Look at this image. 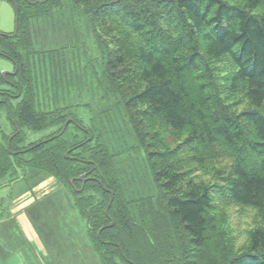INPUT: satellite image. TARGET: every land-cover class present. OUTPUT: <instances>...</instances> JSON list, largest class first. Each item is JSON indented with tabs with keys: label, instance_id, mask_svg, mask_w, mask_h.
Instances as JSON below:
<instances>
[{
	"label": "trees",
	"instance_id": "obj_1",
	"mask_svg": "<svg viewBox=\"0 0 264 264\" xmlns=\"http://www.w3.org/2000/svg\"><path fill=\"white\" fill-rule=\"evenodd\" d=\"M67 1L92 24L106 81L131 119L157 194L118 202L110 178L115 166L102 144L80 154L86 170L78 173L75 151L87 148L90 134L70 151L72 157L66 156L63 136L69 124L52 135L47 142L55 143L46 150L43 141L20 145L25 128L42 131L66 122L60 108L37 107L30 59L45 53L33 47L27 23L20 29L21 18H50L63 0H12L18 3L20 25L13 36L1 34L0 54L19 66L8 78L21 98L7 106L15 132L5 147L0 145L1 165L15 145L16 157L37 152L29 164L57 174L74 191L96 184L109 202L89 209L84 201L82 208L99 248L111 251L102 256L104 264H264V0ZM216 63L225 65L224 80L240 95L236 102L222 97ZM58 64L54 97L66 75ZM83 171L86 181L79 178ZM218 202L256 212L241 246L226 225L227 212L217 211Z\"/></svg>",
	"mask_w": 264,
	"mask_h": 264
},
{
	"label": "rangeland",
	"instance_id": "obj_2",
	"mask_svg": "<svg viewBox=\"0 0 264 264\" xmlns=\"http://www.w3.org/2000/svg\"><path fill=\"white\" fill-rule=\"evenodd\" d=\"M15 3L18 8L17 2L13 4L12 0H0V36L1 34L11 35L16 29ZM19 13L18 9L20 17ZM20 20L22 22L21 25L19 23L20 29L23 28V23L28 24L33 47L41 54L45 53L34 55L30 59L36 77L38 109L60 108L64 111L63 119L74 116L79 124L94 134L87 148L75 151L76 154H82L84 150L92 151L102 145L106 147L108 158L115 166V173L111 174L110 178L121 196L118 202L122 201L126 204L131 203L135 198L152 195L155 197L157 189L146 162L145 153L140 146L129 115L124 106L118 102L119 98L109 82L106 81L102 48L98 45L92 24L87 17L82 14L79 7L63 0V4L53 10L50 18L44 16L30 19L29 22L25 18ZM111 38L108 35L105 37L106 40ZM50 53H54V61ZM56 62L59 63V71L64 69L66 75L58 82V95L54 97L56 81L53 66ZM214 67L217 70V83L222 97L227 102H236L240 95L232 92L228 83L225 82L223 77L227 74L224 71L225 65L216 63ZM13 69L12 59L0 54V74ZM9 81L7 74L4 83L0 82V89L10 86L11 91L16 94L13 98L16 104L21 98V92L12 87ZM67 106H70V110L65 111ZM70 112L73 113L70 114ZM8 114V107L2 105L0 107V145L4 147L7 145L6 137L11 138L15 132L14 124L9 120ZM70 122L63 136V140L69 146L66 156L71 155L69 151L71 146H76L89 138L88 132L80 130ZM64 123L63 121L42 131L25 128L24 140L20 145L27 148L31 143L53 137L52 135L60 130ZM54 143L46 141L41 150H46ZM12 149L14 151L8 149L10 158L7 160L9 161L2 165L0 163V233L3 232L0 236L6 231L5 237H0V250L3 249L2 254L5 256L13 252L7 262L13 260L11 264H104L102 256L110 254L111 251L101 250L97 245L96 232L91 230L89 215L86 214L82 205L86 201L90 204L89 209L100 205L105 207L109 199L102 194L96 184H91L84 192L78 189L79 186L74 191L62 177L29 164L33 162L37 152L24 151L16 157L14 153L19 148L13 145ZM20 160L26 166L24 164L22 166ZM85 167L86 165L77 164L76 170H79V173ZM3 169L5 171L9 169V171L5 174L1 171ZM100 170L104 172L103 169ZM202 172L198 171L196 174L199 178L207 180V176ZM83 174L87 172L83 171ZM21 180L30 182L31 185L29 190L23 189L19 193L12 208L13 194ZM19 210L25 211L23 213H26L31 221L26 223H32L35 230L39 232L42 243L47 246L45 251H41L40 246L28 237L27 231L24 230L23 234L18 226V223H22H17L16 219H13V215ZM218 210L227 212L228 224L226 225L231 227L238 245L241 246L247 239V229L252 226L256 212L248 207H238L228 202H218ZM108 233L111 232L108 231ZM120 260L119 257L113 258L114 263Z\"/></svg>",
	"mask_w": 264,
	"mask_h": 264
},
{
	"label": "crops",
	"instance_id": "obj_3",
	"mask_svg": "<svg viewBox=\"0 0 264 264\" xmlns=\"http://www.w3.org/2000/svg\"><path fill=\"white\" fill-rule=\"evenodd\" d=\"M30 185H31L30 182H26V181H22V180L20 181V183H19L18 186L16 187V191H15L14 194H13L14 198H13V201H12L11 206H12V205L14 206V204H15L14 202H15V200L17 199V197H19V193H20L23 189H25L24 191L29 190V186H30ZM13 206H12V208H13ZM23 212H25V211H23V210H22V211H20V210L17 211V214L13 215V217H14L13 219H16L17 223H18V222H21L22 224L18 223V226H20L22 233L24 234V230L27 231V232L29 233L28 237H29V238H30V239H31L36 245H39V246H40L41 251H45V249L47 248L46 244H45V243H42V240H41V238H40L39 232L35 230V228L33 227V224H32V223H31V224H27V223H26V222H31V221H30V219L28 218L27 214H26V213H23ZM21 226H23V228H22ZM2 233H3V232H1L0 235H1ZM5 235H6V231H5L4 235H2V236H0V237H5ZM39 241H41L42 244L39 243ZM8 243H9V242H8ZM9 244H12V242H10ZM46 252L48 253V250H46ZM2 253H3V249L0 250V264H5V262L8 261L9 256L12 255L13 252L10 253V255L7 253L8 256L3 255ZM39 253H40V252H39ZM12 257H14V256H12ZM12 257H11V258H12ZM12 261H13V260H12ZM12 261L7 262V264H11Z\"/></svg>",
	"mask_w": 264,
	"mask_h": 264
},
{
	"label": "flooded vegetation",
	"instance_id": "obj_4",
	"mask_svg": "<svg viewBox=\"0 0 264 264\" xmlns=\"http://www.w3.org/2000/svg\"><path fill=\"white\" fill-rule=\"evenodd\" d=\"M13 63H14V69H13V71L14 70H16V66H18V64L13 60ZM18 70H19V66H18ZM17 70V71H18ZM10 82V85L12 86V87H14V88H16V83H15V81L14 80H10L9 81ZM17 89V88H16ZM16 97V94L14 93V92H12L11 91V88H10V86H8V87H6V88H2V89H0V107L2 106V105H6V106H8L9 107V102H11L13 99H11V98H15ZM14 101V100H13ZM67 119V118H66ZM72 122H76L77 124L79 123L77 120H75L74 118H72V121L70 122V123H72ZM77 127L80 129V130H84V127L81 125V124H79V125H77ZM50 138H52V137H49V138H47V139H44V140H41V141H43V142H46V141H48ZM40 141V142H41ZM40 142H37L38 144L40 143ZM82 144V142L81 143H79V144H77L75 147H78V145H81ZM74 146H71L72 148L69 150V151H71L72 149H73V147ZM82 147H78L77 148V150L78 149H81ZM69 149V148H68ZM67 149V150H68ZM25 150V149H24ZM66 150V151H67ZM15 152H17V151H15ZM71 153H73V151H71ZM65 155H66V152H65ZM72 157L73 155H69V157ZM76 159H75V162L77 163V164H83V161H84V158L82 157V155H80L79 154V156L77 155V156H74ZM90 170H88L87 172H89Z\"/></svg>",
	"mask_w": 264,
	"mask_h": 264
},
{
	"label": "water",
	"instance_id": "obj_5",
	"mask_svg": "<svg viewBox=\"0 0 264 264\" xmlns=\"http://www.w3.org/2000/svg\"><path fill=\"white\" fill-rule=\"evenodd\" d=\"M15 4H16V3H15ZM16 8H17V4H16ZM18 29H19V15H18V8H17L16 30H15L14 34L17 33ZM14 34H11V35H14ZM17 70H18V66H16V70H14V71H4V72L2 73V76H3L4 78H6V76H7L8 73H9V74H16V73H17ZM69 122H70V119H67V121H66V123H65V126H64V129H65V127L67 126V124H68ZM18 131H19V129H18ZM79 178H80L82 181H86V180H87L86 174H82V175H80ZM74 180H75V178H71V182H73ZM113 197H114V194H112V198H113ZM110 204H111V202L109 203V205H110ZM108 210H109V206H108V208L106 209L107 213H108ZM111 219H112V220H111V222H110V225L112 226V225L114 224V220H113V218H111ZM101 230H102V229L99 230V234L101 233Z\"/></svg>",
	"mask_w": 264,
	"mask_h": 264
}]
</instances>
